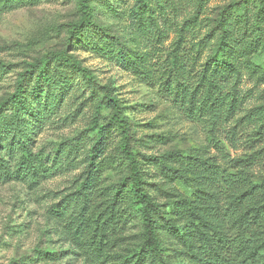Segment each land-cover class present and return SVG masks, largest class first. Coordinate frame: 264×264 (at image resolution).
<instances>
[{
    "label": "rangeland",
    "instance_id": "374dc122",
    "mask_svg": "<svg viewBox=\"0 0 264 264\" xmlns=\"http://www.w3.org/2000/svg\"><path fill=\"white\" fill-rule=\"evenodd\" d=\"M137 1L93 0L92 21L109 38L85 33L73 40L69 30L80 18L78 0H0V102L14 92L19 74L49 53L67 52L95 79L88 85L69 68L49 63L52 84L36 91L37 99L34 94L37 102L28 110L29 122H19L7 138H0V264L133 260L141 225L128 206L112 207L126 169L117 131L109 121L112 111L106 104L98 109L103 86L109 87L130 122L131 146L155 199L178 207L190 197V205L216 221L214 232L227 235L223 250L233 263L254 264L242 262L243 256L237 260L235 249L250 251L256 234L258 263H264V228L257 237L256 227L247 228L240 218L245 206L241 193L258 194V205L264 199V52L257 48L253 53L260 56L257 67L242 59L246 64L241 77L223 89L220 125L210 127L206 88H199L192 99L193 89L184 98H174L172 91H165L174 84L164 85L165 73L177 49L184 50L191 74L201 69L216 46V39L206 36L214 32L218 11L236 0H201L200 7L197 0H152V19L137 14ZM257 9L247 5L241 16L250 22ZM189 107L195 108V116L186 111ZM7 109L0 114L7 116ZM22 130H27L30 156L20 165V153L5 148L12 138L20 139ZM176 156L189 167L199 166L200 184L193 182L195 175L184 164L180 168L196 191L193 198L159 165L177 171ZM165 217L183 223L171 211ZM100 238L103 247L97 253ZM175 243L167 247L170 263L192 264L189 255L182 254L189 253L188 248Z\"/></svg>",
    "mask_w": 264,
    "mask_h": 264
},
{
    "label": "trees",
    "instance_id": "16d2710c",
    "mask_svg": "<svg viewBox=\"0 0 264 264\" xmlns=\"http://www.w3.org/2000/svg\"><path fill=\"white\" fill-rule=\"evenodd\" d=\"M93 0H78L80 18L78 22L73 24L69 30V39H80L85 33H94L100 37L107 39L109 36L105 34V30L95 25L92 21L91 3ZM200 7L201 0H197ZM139 10L137 14H148L147 19H152L154 8L152 0H138ZM256 5V15L250 22L246 21L241 13L244 12L247 5ZM197 7L195 13H198L200 8ZM195 18V17H194ZM214 32L207 35L206 38L216 39V46L211 49V53L202 65L201 69L196 74H191V68L187 65V58L184 56V50H176L170 64L171 68L166 74L164 85L169 86L173 81L171 89H166V92L172 91L174 98H184L186 91L193 89L192 95L199 89L206 88L207 97L205 101L210 102L211 117L209 119L210 127H218L223 115L224 99L222 97L223 89L226 85H230L231 81L239 80L244 72L243 58L250 62V65L257 67L260 56H253L257 48L264 52V0H236L223 6L216 16L214 22ZM119 43V40L114 39ZM106 44V43H105ZM107 48L109 47L106 44ZM106 48V49H107ZM106 49L104 53H106ZM110 52V51H109ZM253 60V63L251 62ZM56 63L60 66L69 68L73 73L78 74L83 81L88 85H93L95 79L92 73L83 68L80 63L62 51L59 53H49L35 63L29 65V69L20 73L16 81V87L12 94L5 100L0 102V113L5 107H8L9 114L2 116L0 114V138L8 137L10 132H13L15 125L19 122L28 123L29 108L37 102L38 93L41 92V87H49L52 84V78L48 71L49 63ZM168 63V59L165 60ZM0 66H3L0 64ZM188 67V68H187ZM31 84H34L31 88ZM231 90L235 91L234 88ZM36 91L38 93H36ZM103 98L98 109H101L102 104H106L112 111V116L109 121L114 125L118 134V152L124 159L126 174L118 183L114 195L111 198L112 207L124 208L128 206L132 209L141 225L140 243L137 251L133 256V260L129 264H171L168 260V248L171 242H176L177 248L186 246L188 248L190 262L192 264H246L233 263L234 259L224 253L223 246L228 245V237L226 234L215 233L214 227L216 221L205 218L203 209H198L192 202L190 197L183 199L178 203V207L174 205L164 206L159 203L154 195L151 183L147 179L143 170V163L138 159L137 153L133 150L131 142L133 141L130 122L127 120L123 107L120 102L112 95L109 87H102ZM36 93V99L34 94ZM234 96V94H232ZM193 102L189 100L191 105ZM181 110L185 107L181 104ZM194 110V112L192 111ZM189 114L195 116V108L189 107L186 109ZM2 127V130H1ZM22 130L20 139L12 141L5 149L20 153V165L29 160L30 153L27 150L28 139H25L27 130ZM101 134L97 135V141L101 139ZM176 162L179 164V169L173 170L168 166L164 167L163 163H159L161 168H165L167 175L172 172L174 180L178 184H182L183 189L189 192L190 196L196 195L195 189L187 185V179L180 174V168L184 164L185 170L195 175L193 182L198 184L200 179L197 172L199 166L191 164V167L183 158L176 156ZM4 168V167H3ZM5 170V168H4ZM86 181H90L87 178ZM87 182L83 183L80 189L84 190ZM200 184V183H199ZM250 190L254 187L250 186ZM244 197V198H243ZM258 194L241 193L240 198H243L245 206L241 210V221L252 229L256 227L257 237L261 236L264 228V199L260 200L262 204L258 205L255 199ZM193 198V197H192ZM165 208V209H164ZM171 213L176 220H183L181 225L174 222H169L165 215ZM165 221V223H163ZM103 233V232H102ZM96 231V234L103 237L104 235ZM102 234V235H101ZM256 234L251 241V250L243 249L242 252L236 247V258L243 256L245 261H253L258 263V250L256 243ZM99 248L97 253L102 252V240L98 239ZM108 246V245H106ZM252 264V263H248Z\"/></svg>",
    "mask_w": 264,
    "mask_h": 264
}]
</instances>
